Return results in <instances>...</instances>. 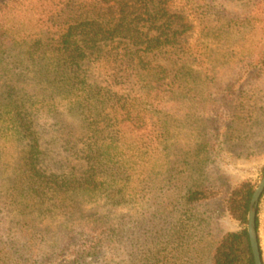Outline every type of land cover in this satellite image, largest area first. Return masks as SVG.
Listing matches in <instances>:
<instances>
[{"label": "rangeland", "instance_id": "374dc122", "mask_svg": "<svg viewBox=\"0 0 264 264\" xmlns=\"http://www.w3.org/2000/svg\"><path fill=\"white\" fill-rule=\"evenodd\" d=\"M53 1H28L30 6L17 16L26 23L23 43L0 56V120L32 122L30 132L37 131L41 138L42 154L38 158L47 176L55 172L54 157L63 161L60 168L77 173L80 168L75 166L84 162L83 151L102 149L97 144L100 138L97 129L104 128L100 122L113 102L111 96L105 97L110 99L107 103L93 101L89 106L83 102L73 108L71 98L64 96L68 78L56 66L64 58L58 42L51 43V51L49 47H36L39 40L47 43L50 35L41 25L32 29L28 25L34 4L41 8L36 13L44 14ZM57 2L67 12L62 14L63 18L68 16L65 14L83 13L82 8L93 13L98 8V0ZM167 3L170 13L181 15L191 27L182 37L180 53L191 54L196 62L178 66L162 58L153 60L154 64L167 65L170 71L160 105L154 115L148 113L143 119L145 125L136 138L130 140L128 136L127 144L111 150L116 151L122 162L133 166L137 174L146 176L157 196L171 186L175 195L203 183L217 192L215 199L198 207H181L171 223L173 234L179 228L190 233L195 217L207 218L208 225L197 233L204 242L187 253L193 264H205L215 237L242 229L227 210L230 192L246 181L258 186L264 176V21L254 11L255 0H167ZM51 70L61 77L53 85ZM79 78L86 87L100 86L113 93L124 90L111 84L107 72L94 65L85 67ZM49 108L54 112L48 114ZM102 112L104 115L99 117ZM6 137H11V133L3 138ZM5 140H0V264H26L30 254L27 241L22 239L21 224L29 219L33 196L27 181L20 183L21 169L32 162L30 148L27 143ZM18 189L24 194L21 207L15 205ZM178 198L174 196L175 201ZM132 207L117 209V214H131ZM259 208V235L264 252V196ZM41 223L43 227L49 224L57 228L62 218ZM166 236L161 243L167 240ZM64 261L54 259L51 264Z\"/></svg>", "mask_w": 264, "mask_h": 264}, {"label": "trees", "instance_id": "16d2710c", "mask_svg": "<svg viewBox=\"0 0 264 264\" xmlns=\"http://www.w3.org/2000/svg\"><path fill=\"white\" fill-rule=\"evenodd\" d=\"M28 1L0 0V56L23 43L26 23L17 16L30 6ZM167 4V0H98L96 13L82 8L83 13L65 14V18L62 14L67 12L57 0L44 14L36 13L41 9L36 4L31 7L30 28L41 25L50 35V41L39 40L35 46L50 50L51 43L57 41L63 53L62 62L56 66L68 78L63 93L71 98L70 105L77 108L83 102L89 106L93 101L107 103L110 99L105 97L111 96L113 102L100 122L104 128L97 129V144L102 149L83 151V165L75 166L80 170L72 168L77 173L60 168L63 161L54 157L55 172L47 176L38 158L42 154L41 138L37 131L30 132L32 122L0 120V140L13 139L30 148L32 162L26 165L30 169H21L20 183L26 180L33 196L29 219L21 224L22 239L27 241L30 254L26 264H51L54 259H65L62 264H190L187 253L204 242L197 233L208 225L207 218L195 217L192 232L179 228L176 235L171 223L181 207H198L217 197L209 184L189 186L175 195L169 186L157 196L146 176L137 174L111 150L136 138L148 113L154 115L160 105L170 71L167 65L154 64L153 60L162 58L178 66L196 62L191 54L180 53L182 37L189 33L190 25L181 15L171 14ZM253 6L264 21V0H255ZM89 65L106 71L111 84L124 90L113 93L100 86L90 88L84 81L83 86L79 76ZM51 73L53 85L61 77L55 70ZM105 91L108 95L103 94ZM50 109L48 114L54 112ZM7 133L11 137L3 138ZM256 188V184L246 181L230 192L227 210L242 229L215 237L205 264H255L247 226ZM23 195L18 189L16 206L23 205ZM174 196L179 198L175 201ZM129 205H133L131 214H117V209ZM259 214L260 208L258 233ZM58 217L62 223L57 228L41 226V221ZM165 236L167 240L161 243ZM259 241L261 245L260 235ZM261 254L264 263L262 247Z\"/></svg>", "mask_w": 264, "mask_h": 264}, {"label": "water", "instance_id": "95a60500", "mask_svg": "<svg viewBox=\"0 0 264 264\" xmlns=\"http://www.w3.org/2000/svg\"><path fill=\"white\" fill-rule=\"evenodd\" d=\"M264 195V176L260 183L258 184L252 200L250 202L249 216H248V233L250 238V243L252 247V252L254 255L255 264H264L261 254V245L259 241V233L257 229V214L260 201Z\"/></svg>", "mask_w": 264, "mask_h": 264}]
</instances>
